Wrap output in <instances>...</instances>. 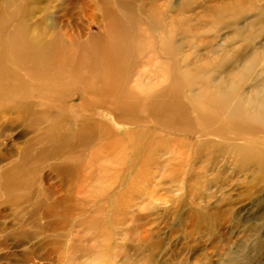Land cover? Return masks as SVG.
I'll list each match as a JSON object with an SVG mask.
<instances>
[{
  "label": "rangeland",
  "instance_id": "obj_1",
  "mask_svg": "<svg viewBox=\"0 0 264 264\" xmlns=\"http://www.w3.org/2000/svg\"><path fill=\"white\" fill-rule=\"evenodd\" d=\"M146 1L40 0L39 7H45L51 13L56 36L62 42L65 37L71 41L77 49V59H81L80 51H85L90 59L93 56L91 47L97 45L112 57V63L104 75L96 72L93 66L90 73L81 72L78 79L72 77L55 82L60 86L54 89L55 92L77 96L84 93L83 101L76 96L66 109L57 112V107L48 100L45 106L36 104L32 111L11 114L0 120V155L9 152L16 156L30 137L43 132L46 135L35 145L32 155L41 150L48 155L34 164L31 184L13 192V197H23V201L10 202L0 191V264H66L65 240L59 236L75 231L82 237L80 244L94 250L78 254L74 264H264V184L257 183L256 172L249 168L241 171L237 164L225 158L209 166L206 172L192 177L199 182L195 191H189L186 184L180 186L178 180L186 183L189 176L180 177L168 172L172 164L180 161L181 152L184 155L190 153L182 150L180 144L197 138L192 133L187 135L184 129L188 127L193 133L201 132L204 126L196 119L187 124L174 119V112L165 119L157 116L160 108L148 107L157 101L155 94L166 84L192 115L196 113L194 109L199 112L202 104L198 98L188 95L182 86L186 82L182 80L183 75L178 73L180 76L175 78L173 70L179 71L178 64L189 63L195 74L222 71L219 65L229 50L224 47L221 37L229 30L217 27L213 32L185 33L188 38L196 36L195 44L183 46L185 49L177 54L171 44L179 38L172 36L164 51L161 38L167 36V31L163 27L157 30L146 22L143 14ZM207 1H197L194 8ZM201 21L210 25L211 19ZM18 22H25V19L19 17ZM192 25L197 27V22L192 21ZM210 40L213 49L219 52L217 62L204 46ZM261 44H264V34L259 38L258 33H253L247 53L251 54L249 60L257 59L258 64L244 80L231 78L238 90L244 87L242 83L255 77L253 74L262 73L264 77ZM185 56L188 61L182 63ZM206 57L210 58L211 65L203 68L199 59ZM23 75L27 86L22 95L17 94L14 99L23 103L44 102L36 98L42 95L41 89L31 91L28 86L32 82L25 73ZM106 78H114L110 81L113 88ZM194 80L196 86L204 84L201 79ZM46 88L44 86L42 90ZM5 107L0 104V111ZM119 111L124 117L128 114L141 120L133 125L125 118L115 119V113ZM78 116L95 121V127L80 130L75 123L80 119ZM17 118L22 121L6 129L8 121ZM32 120L33 131L27 134L26 128ZM243 131V127L232 130L230 136ZM259 136L263 140L264 136ZM146 146L151 147V154L133 158V149L144 147L147 150ZM131 164L135 169L127 171ZM204 165L199 163L197 166ZM8 166L11 163L0 164V173ZM58 166L69 167L70 177L53 170L52 167ZM88 173L93 174L91 181L97 180L100 186L91 188V181L87 179L82 182V176ZM133 177L137 181L130 184ZM79 185H83L81 194H77ZM48 186L51 191L56 186L62 188L55 197L48 198ZM98 194V203H91L93 196ZM66 198L87 204L75 209V215L65 222L59 215L65 210ZM57 199H61V206L55 210V216L50 212ZM197 208L208 215L213 213L217 218L210 224L194 219ZM77 212L81 214L77 216ZM84 218L90 219L91 224L86 229L76 227V223ZM58 221L64 222L66 227L58 231L49 228L52 222Z\"/></svg>",
  "mask_w": 264,
  "mask_h": 264
},
{
  "label": "bare ground",
  "instance_id": "obj_2",
  "mask_svg": "<svg viewBox=\"0 0 264 264\" xmlns=\"http://www.w3.org/2000/svg\"><path fill=\"white\" fill-rule=\"evenodd\" d=\"M197 1L199 0H183L174 3L172 0H147L143 7V14L147 20L146 22L150 23L157 30H161L160 28L163 27L167 31V36L161 38L163 46L165 47L164 51L167 50L166 48L169 46L168 44H170L172 36L179 38L171 44L175 54L181 49H185L184 47L187 48L195 44L193 42L196 40V36L194 35L188 38V36H184L185 33H189L190 31L194 33L202 31L213 32V29L217 27H220L221 30H229V33L226 34L227 36L221 37L224 47L229 50L219 65L222 71L216 70L212 73L208 72L205 74V72H203L201 74H195L192 67H189V63V65L179 66L178 63L180 61L176 63L178 64L177 67L179 71L173 70V74L176 75L174 76L175 78L180 76L178 73L183 75L182 80L186 82L183 83V85L181 83V85L187 89L188 95L192 98H198V101L202 104L201 109L199 108V112L197 109H194L196 113L193 115H196L195 117L189 109L181 104L179 97L174 93L171 86L166 84L155 94L156 103L152 102V104L148 106L153 109L160 108L159 111H157L159 112L157 116H164L165 119L171 112H174L172 113L174 114V119L186 124L196 119L204 126L201 132L193 133L188 127L184 129L185 131L183 130L187 135H191V133L197 135V138L195 141H184L180 144L182 150L186 149L190 153L184 155L181 152L180 161L176 164H172L168 173L170 175L177 174L180 177L182 175L189 176L186 183L182 180H178L179 185L183 186L186 184L187 188L190 189L189 191H195L199 182L192 177H195L196 173L206 172L209 166L212 167L216 162H220V159L227 158L237 164L241 171L249 168L251 171L256 172L257 183L264 184V143L261 142L264 140V137L263 140H261L262 136H259H264V77H262V73L253 74L255 77L248 82L242 83L244 87L240 88V90L236 88L235 83L231 80L232 77H236V79L242 78L244 80L245 76L251 75L253 73L252 69H256L257 67V59L249 60L251 54H248L247 50L252 43L253 33H258L259 38L264 34V0H209L200 5V7L194 8ZM39 3L40 0H0V104L7 106L0 111V120L5 119L11 114L22 113L26 110L32 111L31 108L36 104L37 106H45V104H48V100L53 102L57 107V112L60 109H66L69 105L68 103L76 100L77 97L81 100L84 93H80L78 96L71 93L58 94L54 91V89L60 88L58 84L55 85L56 81L63 82L65 80H71L72 77L78 79L82 76V73H90L93 66L96 72H101L100 74L104 75L103 72L111 67L112 57L106 55L104 49L97 45H92L90 51L93 56L90 57V59H87V53H85V51H80L82 61L80 58L77 59V49L74 48L68 38L65 37L64 42L58 39L56 36V27L52 24L50 11L48 12L45 7H39ZM194 12L196 14L194 18H192ZM248 13H252V15L248 16ZM19 17H23L25 22H18ZM203 18H210V25L201 21ZM194 20L197 22V27H193V25L190 26L191 22ZM226 21H230V24H225ZM237 43H241L242 45L236 46ZM212 44L213 41L210 40L205 42L204 46L206 50L209 51L207 52L209 53L208 55L212 54L213 61L217 62L218 57L216 58V55H218L219 52L213 49ZM260 49L263 51L262 55H264V44L260 45ZM82 55H84L83 58ZM171 59L174 60L173 58ZM187 59L188 57L185 56L182 63ZM199 60L203 68H207L211 65L210 58L208 57ZM23 73H25V76L32 82L31 85L28 86L31 88V91L32 89H41L40 91L43 92L42 95L36 96V98L44 102L39 103L31 100L23 103V101L14 99L17 94L22 95L21 92L25 91V86H27ZM196 78L203 80L204 84L201 86L193 84ZM106 79L109 80L110 88H113L111 82L114 78L112 80L110 78ZM106 79L105 81L107 82ZM44 86L47 87V90H42ZM82 104L83 103H81V105ZM133 106L135 105L132 104V107ZM216 112H219L221 115L216 114ZM78 117H80V119L75 121V123L80 130L91 129L96 125L95 121L85 119L81 116ZM124 118L133 125L141 120L137 116L132 117L128 114L124 117L122 111L115 113V119L122 120ZM21 121V118L13 119L10 122L8 121L9 124L6 125V129L9 130L12 125H18ZM240 127H243V132H240L236 136H230V131L238 130ZM33 128L34 121L32 120L26 128L27 134H30ZM45 135L46 132H43L35 137H30L16 156L11 155L9 152L0 155V164L11 163V166L4 167L0 173V191L10 202L16 203L24 200L23 197H13L15 196L13 192L25 184H31L34 164H38L43 160V157L48 156L43 150L32 155V150L35 145L42 140ZM137 144L139 145L140 143ZM138 145H136V147ZM58 147L60 148L61 146L58 145ZM149 148L147 147V150L144 147L138 150L133 149L131 151V153L134 151L133 158L138 159V157H143L148 153L151 154L152 149ZM169 163L170 161H167V164ZM199 163L205 165L198 167L197 165ZM52 168L57 173L65 174V176L68 175L69 177L72 172L67 166ZM133 169H135L134 164L127 167V171H132ZM196 169L199 171L195 172ZM82 178L83 183H85V179L91 181L93 179V174H85ZM135 181H137V179L133 177L130 180V184H134ZM97 185L100 186L97 180L94 182L91 181L90 183L91 188ZM61 188L56 186L54 191H51V188L48 186V198L55 197V195L61 191ZM82 188L83 185H79L77 194L82 193ZM99 196V194L94 195L91 203H98ZM64 201L65 210H63L59 216L65 222L75 215V213L73 214L75 209L87 204L86 201L75 200L74 198H66ZM60 206L61 199H57L51 208L50 214L52 213V215L56 216L57 212L55 210ZM80 214L81 212H77V216ZM193 214L194 219L207 224H210L214 218H217L213 213L208 215L198 208ZM59 221L52 222L49 228L53 231H58L66 227L64 222ZM112 221L113 220H111V222ZM91 222L90 219L84 218L76 223V227L84 226L86 229ZM71 233L68 232L65 235H58L65 240L67 254L66 264H74L78 254L90 253L94 250L80 244L82 237H80V235L78 236L76 231L72 233V237ZM69 237H71L70 241Z\"/></svg>",
  "mask_w": 264,
  "mask_h": 264
}]
</instances>
